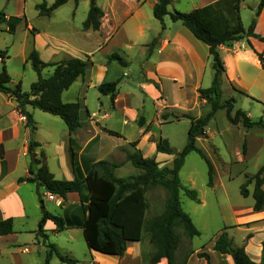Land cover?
Returning a JSON list of instances; mask_svg holds the SVG:
<instances>
[{"label": "crops", "instance_id": "0c3cea01", "mask_svg": "<svg viewBox=\"0 0 264 264\" xmlns=\"http://www.w3.org/2000/svg\"><path fill=\"white\" fill-rule=\"evenodd\" d=\"M53 1L13 0V11L9 12L10 0H0V22H5L4 28L0 26L3 29L0 30V51H5L4 64L9 76L11 58L15 59V65L25 67L32 49L47 63L66 58L88 61L84 74L61 94L63 102H78L80 106L81 124L71 135L58 116L28 106L26 109L36 126L31 130L15 99L0 92V220L12 218L13 222V232L0 235V264H6L5 260L10 264H25L26 255L34 248H40L45 254L46 245L53 241L52 236L79 228L58 231L47 219L42 227V233L46 235L43 242L38 232L43 211L62 217H81V202L76 192H70L65 198L57 196L61 200L58 205L47 198V191L37 181H18L30 175V142L38 143L34 153L43 155L47 168L56 179L71 180L74 177L70 146L83 173L90 164L108 160L119 164L114 175L120 177L116 170L133 166L126 160L131 142L136 143L135 148L142 156L154 158L159 165L168 164V154L156 151L160 139L169 141L162 132L163 124L187 120L189 127L188 117H199L201 105L203 110L208 105L199 94V89L209 87L213 78L208 46L169 16L164 17L162 27L153 15L157 0H95L102 11L97 30L82 26L90 0H68L49 15H40L36 5L42 2L50 5ZM213 1L205 0L197 6ZM257 4L250 7L254 14L252 19ZM255 18L254 32L264 36V6ZM11 52L14 54H8ZM218 52L224 65L219 86L223 82L264 104V67L258 58V53L264 56V42L245 36L221 44ZM111 55H117L123 63L111 59ZM43 70V76L53 71L52 68ZM36 79L37 75L31 77L28 88L22 90L27 91ZM18 82L22 88L20 76H10L11 87ZM107 82L117 83L114 95L99 91L100 84ZM175 116L178 117L171 120ZM139 118L142 124H138ZM106 130L117 134H109ZM134 168V174L140 172ZM145 197L147 200V190ZM50 201L56 209L51 208ZM252 204L232 208L234 224L226 233L234 245L244 247L251 260L259 262L264 254V210L254 211ZM141 241L129 242L123 256L89 250L86 264H144ZM213 244L206 252L210 264H234L229 255L216 252ZM176 251L175 264H206L203 257L197 256L198 252L205 251L198 249L190 254ZM50 260L51 264L53 256ZM156 264L168 262L162 258Z\"/></svg>", "mask_w": 264, "mask_h": 264}, {"label": "trees", "instance_id": "16d2710c", "mask_svg": "<svg viewBox=\"0 0 264 264\" xmlns=\"http://www.w3.org/2000/svg\"><path fill=\"white\" fill-rule=\"evenodd\" d=\"M67 1L54 0L50 5L42 2L37 4L36 8L40 15H49ZM171 1L157 0L153 7V15L160 21L162 27H164L163 18L166 15L172 21H180L183 26L191 31L195 38L208 46L214 74L211 85L199 89V94L201 98L206 99V102L210 104V110L197 118L188 117L190 124L187 130L186 144L176 153L171 166L159 167V163L154 158L142 156L141 152L135 148L136 143L131 142V149L126 153V160L138 168L140 172L127 177H116L114 169L119 164L108 160H100L90 164L86 172L83 173L76 164V157L70 146V162L74 177L71 180L56 179L47 168L43 155L37 156L34 153L38 143L30 142L28 147L31 154L30 175L19 178L18 181H37L47 192L63 198L66 197L67 193L76 192L81 202V217H62L43 211L39 223V233L43 232V222L47 219L56 225L58 231L79 227L89 250L112 256H123L128 243L141 241L143 233L147 232L154 244V251L147 262L156 264L162 258H165L168 264H175L174 255L178 246L175 227L180 226L183 235L188 239L200 234L189 214L182 209L179 201V193L183 192L190 200L200 203L197 192L184 186L179 177V171L187 154L196 152L205 161L207 165V186L211 187L213 184V164L202 149L197 147V138L207 137L205 127L218 108L226 109V117L232 124L241 121L244 127L264 126V116L257 121H252L241 109H237L235 114L231 116L228 103L235 102L234 98L229 99L230 102L219 103V80L220 75L224 72V65L218 52V47L221 44L237 41L245 36H251L264 42V36L254 32L255 17L258 16L264 6V0H259L255 17L246 30L240 16V3L243 0H215L186 12L180 10L169 11L168 5ZM101 16L102 11L96 5L95 0H90L89 10L82 24L83 29L97 30L100 26ZM110 58L123 63L117 55H111ZM258 58L264 67V56L258 53ZM0 59L3 63L0 70V92L15 99L19 112L25 116L26 125L31 130H34L36 126L32 114L26 109L28 106L58 116L66 125L70 135L80 126L79 103L63 102L61 94L77 77L84 74L88 65L87 60L66 58L59 62L47 63L40 59L35 49H32L27 56V61L37 74V79L31 83L29 91L26 92L22 90L20 82L13 87L9 85L10 76L4 65L5 51H0ZM49 67L53 69L52 73L43 76L41 71ZM116 84V82L102 83L98 89L102 94L110 93L114 95ZM138 124H142V119L139 118ZM106 131L109 134H117L111 130ZM71 142L72 139L70 138V145ZM156 151L165 154L173 153L166 139H160L156 143ZM245 151V146H243V153ZM250 181H253L251 193L247 189V184ZM263 184L264 163L255 174L248 177L240 186L241 195L247 197L251 194L253 198L252 209L254 211L264 210ZM151 185H160L164 189L165 200L161 212L147 220L148 202L145 192L148 186ZM12 223V218L0 220V235L12 233ZM43 236L46 235L43 234ZM46 248L41 264H49L51 257L54 255L62 263L75 264L77 262L76 259L60 253L52 243H48ZM213 249L220 254L229 255L234 264H264V254L259 262L251 260L244 247L234 245L225 231L218 234ZM197 256L203 257L206 264H210L209 255L206 252H198Z\"/></svg>", "mask_w": 264, "mask_h": 264}, {"label": "rangeland", "instance_id": "374dc122", "mask_svg": "<svg viewBox=\"0 0 264 264\" xmlns=\"http://www.w3.org/2000/svg\"><path fill=\"white\" fill-rule=\"evenodd\" d=\"M26 1L30 3L32 0ZM204 1L205 0H174V6L168 5V10L172 11V8L175 7L186 12L185 10H189L192 8L191 6H197ZM258 2L259 0H243L240 3V16L244 27L250 24L254 15L250 7L256 5ZM13 7V0H10L9 12L13 11ZM0 26L4 28L5 22H0ZM8 54L14 53L11 52ZM5 60L6 59H4V62ZM2 64L3 63L0 62V70ZM29 64L30 63H27L25 67L19 64L15 65V59L12 60L11 58V65L9 67L10 76L12 78L20 76L23 83L22 89L28 88L30 78L37 75ZM49 69L51 68H45L43 71L46 72ZM211 72L214 74L213 69ZM219 88L220 104L225 103V101L230 102L229 99H235V102L228 103L231 116L235 114L237 109L243 110L252 121H257L264 116L263 101L239 93L223 82L220 84ZM29 89H27V91H29ZM206 103L208 105L205 106L204 110L209 111L210 104L208 102ZM203 108V105H201L200 116L205 114ZM177 117L178 116H175L171 118V120ZM161 129L164 136L168 138L169 146L173 150L172 154H168V164H165L171 165L176 153L186 144L188 122L187 120H183L179 123H166L163 124ZM205 129L207 130V137H198L199 139L198 141L196 140V145L202 149L213 164V186H207V165L205 161L196 152L187 154L179 171V177L184 186L192 188L197 192L198 197L201 199V203L190 200L183 192L179 193V201L182 209L189 214L200 234L188 239L183 235L180 226L175 227V232L178 237L176 252L180 254H190L193 250L198 249L199 251L207 252V250L211 248L219 232H226V230L232 228L234 224L232 208H242L246 205L249 206V204L253 202L251 194L247 197L240 194V186L248 177L255 174L258 168L264 163V126L254 125L252 127H244L241 121L237 124H232L226 117V109L218 108ZM243 146H245L246 149L245 153H243ZM165 165L161 164L159 167ZM133 169H135L133 166L122 167L116 170V175L125 177L129 174H134ZM262 188L264 189V184ZM247 189L251 193L253 181L247 184ZM164 200L165 191L160 185L148 186L147 220L153 218L162 210ZM48 203L51 208L56 209L54 202L50 201ZM40 235L44 242L46 236H43L42 232H40ZM52 240L53 241L50 242L52 244L54 243L61 253L67 254L78 260L75 264L87 263L89 249L85 243L81 229L78 228L77 230L74 229L61 232L56 236H52ZM25 245L30 247L28 244ZM140 248L143 253V263L145 264L154 251V244L150 240L147 232L143 233ZM20 255L23 256L25 254ZM44 256L45 254L40 248H34L30 254L26 255L27 260L25 264L43 262ZM5 263L10 264L8 260H5ZM51 264L67 263H62L56 256H53Z\"/></svg>", "mask_w": 264, "mask_h": 264}, {"label": "built area", "instance_id": "2783aa9c", "mask_svg": "<svg viewBox=\"0 0 264 264\" xmlns=\"http://www.w3.org/2000/svg\"><path fill=\"white\" fill-rule=\"evenodd\" d=\"M46 196H47V198H48L49 200H53V201H55L58 205L61 204V200L57 197V195L52 194V193H50V192H47V193H46Z\"/></svg>", "mask_w": 264, "mask_h": 264}]
</instances>
